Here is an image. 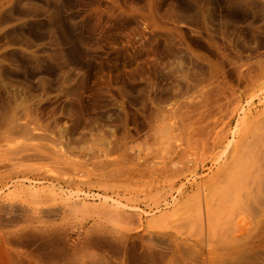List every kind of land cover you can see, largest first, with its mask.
<instances>
[{
    "label": "rangeland",
    "instance_id": "374dc122",
    "mask_svg": "<svg viewBox=\"0 0 264 264\" xmlns=\"http://www.w3.org/2000/svg\"><path fill=\"white\" fill-rule=\"evenodd\" d=\"M264 0H0V264H264Z\"/></svg>",
    "mask_w": 264,
    "mask_h": 264
},
{
    "label": "bare ground",
    "instance_id": "6f19581e",
    "mask_svg": "<svg viewBox=\"0 0 264 264\" xmlns=\"http://www.w3.org/2000/svg\"><path fill=\"white\" fill-rule=\"evenodd\" d=\"M261 243H262V245H263V244H264V241H262Z\"/></svg>",
    "mask_w": 264,
    "mask_h": 264
}]
</instances>
